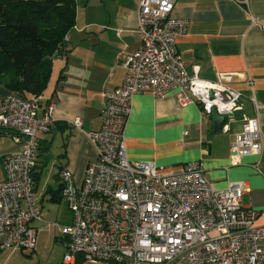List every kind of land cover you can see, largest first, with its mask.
Masks as SVG:
<instances>
[{
	"label": "built area",
	"instance_id": "built-area-1",
	"mask_svg": "<svg viewBox=\"0 0 264 264\" xmlns=\"http://www.w3.org/2000/svg\"><path fill=\"white\" fill-rule=\"evenodd\" d=\"M175 2L137 0L141 43L120 59L122 82L102 91L100 126L84 130L81 116L71 119L94 142L97 156L86 164L78 184L68 167L59 171V193L71 211L64 261L264 264V225L256 222L259 209L241 201L243 180H229L218 188L204 176L198 161L168 171L155 160L126 154L124 126L133 94L140 90L163 96L176 88L181 105L194 100L207 113L214 109L223 117H231L241 106V93L229 83L231 73L218 72L215 79H206L196 66L187 71L175 38L187 32L189 22L171 14ZM41 104L37 95L16 92L0 101V130H13L12 137L20 143L2 160L0 249L35 245L36 227L30 222L41 219L33 177L37 134L47 131L54 120L53 103L44 104L38 114ZM230 147V163L239 162L244 154L262 153L257 116L243 117Z\"/></svg>",
	"mask_w": 264,
	"mask_h": 264
},
{
	"label": "crops",
	"instance_id": "crops-1",
	"mask_svg": "<svg viewBox=\"0 0 264 264\" xmlns=\"http://www.w3.org/2000/svg\"><path fill=\"white\" fill-rule=\"evenodd\" d=\"M74 7V23L59 55L51 53L50 74L39 95L43 104L38 114L52 102L54 120L47 131L37 134L34 190L43 219L30 222L36 227L33 249L45 219L56 220L53 232L68 229L53 235L65 246L71 211L59 193V171L68 167L78 184L86 164L97 156L94 142L71 119L81 116L84 130L100 126L102 91L122 82L120 59L141 43L137 0H74ZM171 14L189 22L187 32L175 38L187 71L196 66L198 75L206 79H215L218 72L231 73L229 83L241 93V106L231 117L222 116L214 128L211 113L194 100L181 105L176 88L163 96L140 90L133 94L124 126L126 154L131 159L155 160L168 171L198 161L204 176L218 188L229 180H243L246 190L241 201L259 209L256 222L264 225V0H176ZM8 93L10 89L0 83V101ZM244 116L258 117L263 150L230 163V144ZM12 133L0 130V179L5 175L4 155L19 149ZM19 248L24 247L0 249V264H17L12 258Z\"/></svg>",
	"mask_w": 264,
	"mask_h": 264
},
{
	"label": "trees",
	"instance_id": "trees-1",
	"mask_svg": "<svg viewBox=\"0 0 264 264\" xmlns=\"http://www.w3.org/2000/svg\"><path fill=\"white\" fill-rule=\"evenodd\" d=\"M74 17V0H0V83L10 92L39 96L51 53L62 46Z\"/></svg>",
	"mask_w": 264,
	"mask_h": 264
},
{
	"label": "rangeland",
	"instance_id": "rangeland-1",
	"mask_svg": "<svg viewBox=\"0 0 264 264\" xmlns=\"http://www.w3.org/2000/svg\"><path fill=\"white\" fill-rule=\"evenodd\" d=\"M41 219H43L42 216ZM56 223V220L45 219L42 224V228L45 229L42 232L39 231L40 233L38 232L36 247L34 249L29 247L19 248L17 254L12 258L13 262L17 264H76L63 261L65 246L53 236L54 233H57L53 232V229L56 228L53 226ZM64 230L68 229L62 228L57 234H62ZM85 264H108V262H86Z\"/></svg>",
	"mask_w": 264,
	"mask_h": 264
},
{
	"label": "water",
	"instance_id": "water-1",
	"mask_svg": "<svg viewBox=\"0 0 264 264\" xmlns=\"http://www.w3.org/2000/svg\"><path fill=\"white\" fill-rule=\"evenodd\" d=\"M210 113L213 118L214 128H217L219 123L221 122L222 116L219 115L214 109H212Z\"/></svg>",
	"mask_w": 264,
	"mask_h": 264
}]
</instances>
